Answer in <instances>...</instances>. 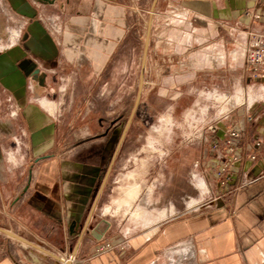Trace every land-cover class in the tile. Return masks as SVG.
<instances>
[{
    "label": "crops",
    "instance_id": "crops-1",
    "mask_svg": "<svg viewBox=\"0 0 264 264\" xmlns=\"http://www.w3.org/2000/svg\"><path fill=\"white\" fill-rule=\"evenodd\" d=\"M148 2L150 36L162 19L196 26L200 80L211 84L213 98L225 65L223 44L233 49L229 70L241 57L239 93L246 104L216 127L219 136L231 126L242 132L240 161L220 190L211 172L220 165L210 149L217 139L204 137L193 160L201 169L195 181L207 192L185 194L179 209L170 199L147 205L130 239L97 253L111 229L96 208L104 178L88 209L100 167L60 160L55 151L75 148L69 140L75 118L82 117L79 131L91 129V116L99 115L86 104L92 87L104 95L99 90L109 58L138 30L133 16L138 20ZM246 10L260 14L249 28L263 33L264 0H0V232L7 239L0 264H64L57 258L72 256V264H264V81L251 78L242 56Z\"/></svg>",
    "mask_w": 264,
    "mask_h": 264
},
{
    "label": "rangeland",
    "instance_id": "rangeland-1",
    "mask_svg": "<svg viewBox=\"0 0 264 264\" xmlns=\"http://www.w3.org/2000/svg\"><path fill=\"white\" fill-rule=\"evenodd\" d=\"M148 9L149 2L140 7L139 19L133 16L132 20L138 30L128 33L109 58L101 78L106 84L99 90L104 95L98 97V88L92 87L86 104L93 114L99 115L91 116V129L79 131L82 117L75 118L76 131L69 134L75 148L69 153L64 149L55 151L60 160L69 157L78 163L100 167L88 209L110 166L96 206L104 214L102 218L111 224L107 234L110 249L120 247V240L130 239L137 232L136 220L132 219L137 210L145 214L148 206L153 209L168 199L172 207L179 209L185 194L193 197L194 189L207 192L194 178L201 171L194 168L193 159L201 152L197 142L215 136L211 128L222 126L225 115L246 104L245 97L239 93L244 86L243 70L239 66L241 57L236 55L235 69H228L229 53L233 50L229 43L223 44L225 65L218 70L219 93L213 98L208 94L211 84L202 86L200 80L204 69L199 65L200 52H196L201 49L196 26L188 25L184 29L176 18L158 20L157 31L149 37L140 101L120 143L139 86ZM232 88L233 92L226 93ZM160 129L164 131L160 133ZM136 187L141 193L129 207L127 194ZM1 240L7 239L0 232V246Z\"/></svg>",
    "mask_w": 264,
    "mask_h": 264
},
{
    "label": "built area",
    "instance_id": "built-area-1",
    "mask_svg": "<svg viewBox=\"0 0 264 264\" xmlns=\"http://www.w3.org/2000/svg\"><path fill=\"white\" fill-rule=\"evenodd\" d=\"M244 17L248 20V27L243 35L245 44L242 46V56L244 58L245 67L252 79H262L264 81V32L256 33L249 28L250 24L254 21H258L261 16L256 12L246 10L244 12ZM226 116L227 115L224 117ZM249 119L248 117V120ZM211 132L216 136L217 140L210 145V148L220 161L219 167H212L211 172L217 179L219 189L221 190L226 188L231 182L234 168L240 161L236 153L239 149L237 143L241 138L242 132L234 126L226 129L220 136L218 135L216 127L211 128ZM255 145L258 147L259 143ZM250 158H254V155L251 154ZM110 247L111 244L106 242L97 249V253H104L109 250ZM69 259L72 263L75 261L74 257H70Z\"/></svg>",
    "mask_w": 264,
    "mask_h": 264
},
{
    "label": "water",
    "instance_id": "water-1",
    "mask_svg": "<svg viewBox=\"0 0 264 264\" xmlns=\"http://www.w3.org/2000/svg\"><path fill=\"white\" fill-rule=\"evenodd\" d=\"M43 1H44V2H47V3H51V2H53L54 0H43ZM150 24H151V20H149V23H148V29H147L146 38H145V43H144V49H143V54H142V62H141L140 79H139V86H138V90H137L136 99H135V102H134V105H133V108H132L131 114H130V116H129V119H128V121H127V124H126V126H125V128H124V131H123V133H122V136H121V138H120V143H121V141H122V139H123V137H124V135H125V133H126V131H127V129H128V126H129V124H130V122H131V120H132V117H133V115H134V112H135V110H136V108H137V106H138V104H139V101H140V97H141V93H142V87H143V71H144V67H145V63H146L147 50H148V45H149ZM118 147H119V144H118L117 148H118ZM116 153H117V149H116V151L114 152V154H113V156H112V159H111V163H110V165L113 163V161H114V159H115V157H116ZM109 171H110V166H109V168H108V170H107V172H106V175H105V177H104L103 183H102V185H101V187H100V189H99L98 196H99V194L101 193V191H102V189H103V187H104V185H105V182H106V179H107V176H108ZM98 196H97V197H98ZM7 234L10 235L11 237H14V238H16V239L22 240L21 238L17 237V236L14 235V234H11V233H7ZM72 258H73V256H72ZM57 259H58L59 261L63 262L62 259H59V258H57ZM64 264H72V261H71L70 259H69V260H66V261L64 262Z\"/></svg>",
    "mask_w": 264,
    "mask_h": 264
},
{
    "label": "bare ground",
    "instance_id": "bare-ground-1",
    "mask_svg": "<svg viewBox=\"0 0 264 264\" xmlns=\"http://www.w3.org/2000/svg\"><path fill=\"white\" fill-rule=\"evenodd\" d=\"M163 131H164V129L159 130L160 133H162ZM203 187H205V186L203 185ZM140 193H141V191H140L139 187H136V188L130 190L129 193L127 194L126 204L130 207L132 205V203L137 199V197L139 196ZM149 195H150V190L147 191V196H149ZM107 211H108V209H107ZM144 215L145 214H143L141 211L137 210L136 212H134L132 219H134V220L141 219ZM62 260H63V262H65L64 259H62Z\"/></svg>",
    "mask_w": 264,
    "mask_h": 264
}]
</instances>
